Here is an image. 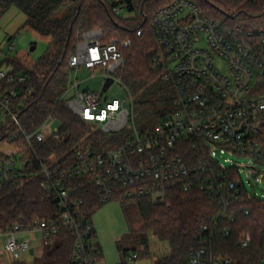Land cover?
<instances>
[{
    "label": "built area",
    "instance_id": "2783aa9c",
    "mask_svg": "<svg viewBox=\"0 0 264 264\" xmlns=\"http://www.w3.org/2000/svg\"><path fill=\"white\" fill-rule=\"evenodd\" d=\"M99 1L117 17L147 15L144 21L155 43L153 66L173 92L170 109L152 129H139L134 124L133 98L125 88L124 100L103 102V94L79 90L75 79L73 92L68 95L66 89L59 100L77 119L119 141L100 150L78 146L63 167L49 166L35 156L42 187L57 216L0 232L5 237L2 264L22 262V254L30 249L29 240L19 239V234L38 231L42 245L47 246L62 229L74 237L77 264H95L94 228L85 213L84 197L95 196L101 204L145 197L161 202L168 190L178 187L184 192L197 189L225 207L239 190H245L238 167L227 154L253 161L246 168L264 184V167L256 162L264 150V27H249L232 18L218 21L193 0H171L159 7L150 0ZM235 9L227 7L225 12ZM8 40L7 49L12 51L14 38ZM130 44V39L107 40L100 28L85 30L68 65L74 70L83 66L91 76L99 69L104 81L112 78V84L122 85L115 73L123 64L122 49ZM12 69L9 64L0 65V117L18 125L11 107L17 92L1 89L3 82L12 81ZM23 80L20 76L19 81ZM51 121L32 134L22 133L28 149L32 150L34 139L42 143L59 139L58 127L51 128ZM127 127L131 132L122 135ZM186 143L197 152L191 164L181 154ZM19 157L17 149L3 151L0 182L12 183L23 176L27 162ZM18 161L23 163L21 168L16 167ZM253 198L264 201V196ZM214 224L218 227L216 220ZM201 231L208 232V227L202 226ZM218 233L228 236L229 229L223 227ZM212 236L209 233L207 243ZM247 241L244 235L239 239L242 247ZM207 243L192 252L190 264H230ZM128 258L134 261L135 255Z\"/></svg>",
    "mask_w": 264,
    "mask_h": 264
},
{
    "label": "trees",
    "instance_id": "16d2710c",
    "mask_svg": "<svg viewBox=\"0 0 264 264\" xmlns=\"http://www.w3.org/2000/svg\"><path fill=\"white\" fill-rule=\"evenodd\" d=\"M150 1L159 7L171 0ZM193 1L218 21L232 18L249 27H264V0H247L243 3L228 0ZM227 7L236 8L235 12L226 13ZM11 8L24 15L22 28L47 38L48 42L42 55L34 62L26 63L11 55L0 62V65L6 63L13 67L12 81L3 82L1 89L17 92V96L11 100V107L18 121V125H15L9 117H4L5 122L0 124V145L5 143L17 149L20 155L18 160L27 162L23 165L22 177L12 183L0 182L1 233L14 225L27 227L34 219L57 216L42 187L35 156L49 166L63 167L72 160L78 146L100 150L119 141L117 136H107L77 119L59 100L68 86L72 70L68 61L75 52L81 32L100 28L107 40L130 39V46L122 49L123 64L115 77L133 98L139 129H152L157 125L169 111L173 99L169 83L164 81L161 71L153 66L151 51L155 43L144 21L147 16L144 13L117 17L99 0H0V17ZM139 30L141 35L137 36L136 31ZM20 76L24 77L23 81H19ZM47 120L58 123L59 139H49L44 143L34 139L32 150L28 149L22 133L32 134ZM184 147L181 154L191 164L197 152L188 143ZM2 154L0 152V156ZM256 162L264 167V150ZM84 200L89 219L104 205L95 196L84 197ZM133 201L139 210L143 233L136 236L129 233L124 239L133 242L131 251L135 260L148 256L145 232L151 231L159 240L166 241L170 249L168 256L156 260L154 264H190L192 252L207 243L209 233L213 236L207 245L215 255L229 259L230 264H264V201L248 196L243 189L225 207L217 206L211 197L197 189L184 192L178 187L168 190L161 202L146 197ZM230 217H233L232 222L229 221ZM214 220L218 227H215ZM204 225L208 227V232L201 231ZM223 227L229 229L228 236L218 233ZM242 235L248 238L245 247L239 242ZM73 249V235L69 230L62 229L49 245L44 246L42 257L34 259L32 264H77ZM94 251L96 262L101 257L97 243H94ZM126 252L125 257L128 255ZM17 264L26 263L22 261Z\"/></svg>",
    "mask_w": 264,
    "mask_h": 264
},
{
    "label": "rangeland",
    "instance_id": "374dc122",
    "mask_svg": "<svg viewBox=\"0 0 264 264\" xmlns=\"http://www.w3.org/2000/svg\"><path fill=\"white\" fill-rule=\"evenodd\" d=\"M127 17H132V15H127ZM23 22L24 15L16 8L9 9L0 17V62L5 56L10 55L19 57L26 63L28 61L34 62L46 49L48 39L35 34L27 28H22ZM9 38H14L15 46L12 51H8L7 49ZM75 79L79 83V90H89L98 94L104 81L99 69H96L94 76H91L90 71L83 66L78 70L72 69L68 78V95L73 92L71 85ZM125 94L124 87L115 82L103 93L102 100L103 102L112 99L124 100ZM127 105L129 104L127 103ZM136 121L137 118H135L134 113V124L137 127ZM4 122V117H0V124ZM50 125L51 128L58 127L56 121H51ZM130 132L131 128L127 127L122 135L129 134ZM7 148V144H1L0 152L7 150ZM225 157H230L236 163L240 179L248 196L253 197L255 194L259 197L264 196V184L260 182V179L256 180L252 177L251 169L246 168L247 166H252L253 161L235 159L228 154ZM218 160L222 159L219 158ZM22 165L23 163L18 161L16 167L21 168ZM90 220L95 232L94 243H97L101 249V257L95 264H121L123 262L127 264H154L156 260L166 257L170 253L169 245L166 241L159 240L151 231H147L145 233L149 248L148 256L136 259L135 261H131L128 258L132 254L131 247L133 242L124 239L125 236L129 233L135 234V236L143 233L139 210L136 202L133 200H114L104 204L91 215ZM126 250L127 257L124 256V251ZM43 253L44 246L41 244L36 249L34 255L23 253V262L32 264L33 260L42 257Z\"/></svg>",
    "mask_w": 264,
    "mask_h": 264
},
{
    "label": "crops",
    "instance_id": "0c3cea01",
    "mask_svg": "<svg viewBox=\"0 0 264 264\" xmlns=\"http://www.w3.org/2000/svg\"><path fill=\"white\" fill-rule=\"evenodd\" d=\"M19 239H27L30 242V249L27 251L29 255H34L36 249L39 247V245L42 244L40 238L41 234L40 232L36 231L34 233H21L18 235ZM5 245V237L3 234H0V250L4 248ZM26 253V254H27ZM3 257L0 254V264H2ZM23 261V258H22Z\"/></svg>",
    "mask_w": 264,
    "mask_h": 264
},
{
    "label": "water",
    "instance_id": "95a60500",
    "mask_svg": "<svg viewBox=\"0 0 264 264\" xmlns=\"http://www.w3.org/2000/svg\"><path fill=\"white\" fill-rule=\"evenodd\" d=\"M31 50H33V48H31ZM113 83V79L112 78H107L105 81H104V83H103V85H102V88H101V91H100V96L103 94V93H105L108 89H109V87L111 86V84Z\"/></svg>",
    "mask_w": 264,
    "mask_h": 264
}]
</instances>
